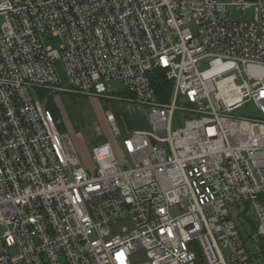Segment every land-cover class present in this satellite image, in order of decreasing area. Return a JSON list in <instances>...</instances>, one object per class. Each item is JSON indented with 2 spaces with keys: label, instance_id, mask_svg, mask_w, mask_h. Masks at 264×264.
I'll list each match as a JSON object with an SVG mask.
<instances>
[{
  "label": "built area",
  "instance_id": "built-area-1",
  "mask_svg": "<svg viewBox=\"0 0 264 264\" xmlns=\"http://www.w3.org/2000/svg\"><path fill=\"white\" fill-rule=\"evenodd\" d=\"M58 93L145 107L149 128L123 163L94 144L88 168L46 106ZM247 103L256 116L234 114ZM242 205L263 240L264 0H0V264H252Z\"/></svg>",
  "mask_w": 264,
  "mask_h": 264
},
{
  "label": "rangeland",
  "instance_id": "rangeland-1",
  "mask_svg": "<svg viewBox=\"0 0 264 264\" xmlns=\"http://www.w3.org/2000/svg\"><path fill=\"white\" fill-rule=\"evenodd\" d=\"M227 1V0H223ZM251 12L231 11L232 18H248ZM59 37H52L48 40V44L56 47L60 45ZM206 64V63H205ZM54 65L57 70V76L61 80L63 86H68L70 81L64 63L61 60H56ZM108 92L117 94L119 91H124V85L121 82L107 83ZM171 92V91H170ZM170 92L168 93L170 95ZM44 95V94H43ZM164 99V98H162ZM169 99L166 98V100ZM46 106L53 110L55 106L60 110V115L56 116L58 120L57 127L62 133L68 134L74 142V145L83 160L84 164L89 168L93 166L92 146L96 142L101 143L110 141L117 159L123 163L122 151L116 145V138L111 132L110 125L106 119V112L110 109L121 129V135L118 136V141L122 142L126 133L137 128L147 129L149 123L145 114V107L137 104H128L125 102H117L114 99L90 97L71 93H58L50 97L46 101ZM126 107H130L132 113H129ZM54 112V111H53ZM237 116H256L258 110L253 103H247L243 107L234 112ZM142 125V127H141ZM178 123L175 121L174 127ZM247 205H242L240 209L235 208L233 211L234 220L238 225V229L246 243L247 248L253 256L252 264H264V239L260 240L256 236V231L253 224L257 222L256 214L252 207L246 209ZM174 213H179L182 210L173 208ZM131 228L130 218H124L117 224H112V231L120 233L122 228ZM262 251L263 254L260 252ZM134 264H143V253L133 259Z\"/></svg>",
  "mask_w": 264,
  "mask_h": 264
},
{
  "label": "trees",
  "instance_id": "trees-1",
  "mask_svg": "<svg viewBox=\"0 0 264 264\" xmlns=\"http://www.w3.org/2000/svg\"><path fill=\"white\" fill-rule=\"evenodd\" d=\"M150 76L158 94L163 96H161V98H168V93L172 89V84L167 80L165 73L162 70H155L150 74ZM52 111H54L55 115L58 116L59 111L57 110L56 106L55 109H53ZM255 227L256 226L253 224L254 229Z\"/></svg>",
  "mask_w": 264,
  "mask_h": 264
},
{
  "label": "crops",
  "instance_id": "crops-1",
  "mask_svg": "<svg viewBox=\"0 0 264 264\" xmlns=\"http://www.w3.org/2000/svg\"><path fill=\"white\" fill-rule=\"evenodd\" d=\"M85 96V95H84ZM128 104H130V103H128ZM58 108V107H57ZM126 109L128 110V112L129 113H132V111H131V108L130 107H126ZM108 110H110V109H108ZM58 111H60V110H58ZM111 111V110H110ZM53 112V111H52ZM112 112V111H111ZM54 113V112H53ZM113 113V112H112ZM61 113L59 112V114L58 115H60ZM114 114V113H113ZM54 115H55V113H54ZM56 116V115H55ZM106 117V116H105ZM57 118V117H56ZM116 118V117H115ZM107 119V118H106ZM118 124V123H117ZM141 127H142V125H141ZM120 128V127H119ZM137 129H143V127L142 128H137ZM121 130V129H120ZM135 130V129H134ZM122 132V131H121ZM98 143H101L100 141H98V142H96V144H98ZM119 144H120V142L118 141V139L116 138V145L118 146V148H119ZM120 149V148H119Z\"/></svg>",
  "mask_w": 264,
  "mask_h": 264
}]
</instances>
